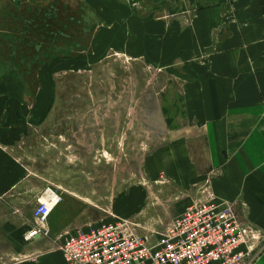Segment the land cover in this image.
I'll return each instance as SVG.
<instances>
[{"label":"rangeland","instance_id":"rangeland-1","mask_svg":"<svg viewBox=\"0 0 264 264\" xmlns=\"http://www.w3.org/2000/svg\"><path fill=\"white\" fill-rule=\"evenodd\" d=\"M130 7L142 11L145 4L141 0ZM98 9V3L84 0H12L0 10L4 91L29 95V106L37 103L31 97L38 92L45 101L37 116L33 108L20 117L24 136L15 155L26 174L20 205L27 218L20 225L30 227L33 195L51 187L62 195L69 217L63 229L123 220L139 235L156 236L187 206L219 200L211 182L221 171L210 166L190 186L166 174L162 167L167 162L181 169L182 150L188 147L195 160L206 144L192 123L196 96L183 95L186 77L132 51L128 42L117 40L115 28L104 40L99 33L106 24ZM42 37L40 59L56 63L55 70L46 67V77L35 74ZM208 54L195 53L191 59L200 61ZM22 72L29 82H16ZM189 124L192 130L184 132ZM46 227L41 240L58 246L63 229L48 222ZM19 235L0 245V264L19 259L14 240L23 244H16L19 248L31 247Z\"/></svg>","mask_w":264,"mask_h":264},{"label":"crops","instance_id":"crops-1","mask_svg":"<svg viewBox=\"0 0 264 264\" xmlns=\"http://www.w3.org/2000/svg\"><path fill=\"white\" fill-rule=\"evenodd\" d=\"M6 1L12 2L0 0V10ZM84 1L99 4L106 24L99 33L104 40L113 36L115 28L117 40H123L118 42H128L132 51L150 63L179 72L186 77L183 95L196 96L192 123L199 131L197 138L206 144L193 159L197 166L187 147L181 152V169L167 162L162 167L166 174L190 186L210 166H218L221 172L211 182L215 196L231 203L242 220L264 234V108H259L264 107V0H142V11L130 7L141 0ZM38 46L35 74L46 77V67L55 70V59H40L43 37ZM205 52L210 53L207 58L192 61L193 54ZM14 78L17 83L29 82L24 72ZM4 87L5 77L0 74V245L17 233L24 237L29 229L20 225L27 219L20 205L26 174L15 149L24 136L20 117L28 116L33 108L37 116L45 105L43 92L33 95L37 103L29 106V95H7ZM190 125L184 132L192 130ZM181 207L183 211L184 203ZM66 215L61 202L48 217V225L63 229L68 223ZM82 226L69 225L59 235H65L69 227L71 231ZM41 239H32L31 247L23 249L17 247L22 243L11 240L20 257L9 264H66L55 242ZM253 264H264V249Z\"/></svg>","mask_w":264,"mask_h":264},{"label":"built area","instance_id":"built-area-1","mask_svg":"<svg viewBox=\"0 0 264 264\" xmlns=\"http://www.w3.org/2000/svg\"><path fill=\"white\" fill-rule=\"evenodd\" d=\"M62 200L51 187L36 195L25 242L47 234L48 217ZM58 248L66 264H253L264 234L228 201L211 199L187 206L156 236L139 235L123 220H102L68 231Z\"/></svg>","mask_w":264,"mask_h":264}]
</instances>
